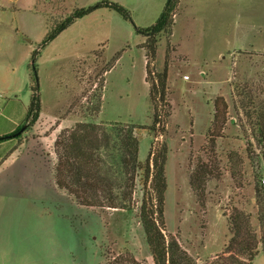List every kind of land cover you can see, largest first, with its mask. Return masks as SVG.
Instances as JSON below:
<instances>
[{"label":"rangeland","instance_id":"obj_1","mask_svg":"<svg viewBox=\"0 0 264 264\" xmlns=\"http://www.w3.org/2000/svg\"><path fill=\"white\" fill-rule=\"evenodd\" d=\"M102 1L120 4L131 20L99 9L42 48L74 10ZM166 3L0 0V138L14 121L17 130L7 136L27 126L37 87L42 104L31 129L0 145V264H154L137 209L78 205L56 186L53 166L56 141L79 122L104 125L108 133L115 123L152 125L148 61L138 47L145 39L137 28L154 25ZM174 20L171 43L161 36L153 63L155 73L164 70L166 58L169 67L166 132L157 141L169 151L167 229L179 234L196 264H225L221 256L233 209L251 212L254 223L258 214L254 174L264 159L255 166L257 158H248L247 147L257 111L264 107V0H180ZM118 53L114 67L105 72ZM220 98L228 107L216 131L215 101ZM216 133L212 157L206 146ZM152 141L149 131L140 133L142 160ZM199 161L212 167L200 196L191 186ZM257 263L264 264V257Z\"/></svg>","mask_w":264,"mask_h":264},{"label":"trees","instance_id":"obj_2","mask_svg":"<svg viewBox=\"0 0 264 264\" xmlns=\"http://www.w3.org/2000/svg\"><path fill=\"white\" fill-rule=\"evenodd\" d=\"M180 0H167L163 12L156 23L147 28H137V33L145 41L138 46L146 54L148 64L147 82L150 83V98L153 108V123L151 126L136 124L113 125L111 134L104 125L93 121L79 122L69 133L64 132V139L56 141L53 166L54 182L60 190H64L78 205L89 208L116 209L133 212L138 210V220L141 224L146 243L154 264H196L195 260L184 249L178 233L169 232L165 219V194L167 191L166 165L168 147L157 141L166 132L164 128L165 109L168 108L167 91L169 79L168 59L162 72H154L153 63L156 60L161 36L168 38L173 34L174 17L177 14ZM112 9L125 19H130L129 11L116 2L102 1L87 8L74 10L70 16L62 20L55 29L43 40L42 48L54 41L63 31L77 20L99 9ZM44 14H46L44 12ZM169 36V37H168ZM170 47V46H169ZM170 49L168 48V53ZM37 53H33V58ZM118 53L105 72L110 71L118 61ZM36 70V67H34ZM27 111V129H31L41 117V98L38 87L35 88ZM98 95L97 111H100ZM228 105L223 99L215 101L216 115L213 127L221 128V118L224 117ZM170 114H167L169 116ZM254 122L253 140L248 143L249 159L259 163L264 159V107L257 111ZM211 130V129H210ZM214 130V129H213ZM149 131L153 137L150 152L145 160L140 158V133ZM220 133V132H219ZM14 134V133H13ZM20 134L17 138H21ZM0 138V145L13 138ZM216 134H211L210 145L206 146L208 153L215 156ZM160 145V146H159ZM116 151V154L113 151ZM102 152L107 153V160ZM258 152V153H257ZM213 153V154H212ZM49 156V163L51 154ZM211 161H215L214 158ZM264 166H259L254 174L255 204L258 207L256 223L251 212L233 209L228 217L230 239L222 252L221 258L225 264H258L257 260L264 257ZM212 167L206 161H199L191 174V186L200 196L205 193L206 182L212 175Z\"/></svg>","mask_w":264,"mask_h":264},{"label":"crops","instance_id":"obj_3","mask_svg":"<svg viewBox=\"0 0 264 264\" xmlns=\"http://www.w3.org/2000/svg\"><path fill=\"white\" fill-rule=\"evenodd\" d=\"M17 126H18L17 121H14L13 124H12V128L10 129L11 131H9V133H7V134L10 135V134H13L14 132H16ZM7 134H4L3 136H7ZM0 160H1V158H0ZM1 162H4V160L3 161H0V163Z\"/></svg>","mask_w":264,"mask_h":264},{"label":"water","instance_id":"obj_4","mask_svg":"<svg viewBox=\"0 0 264 264\" xmlns=\"http://www.w3.org/2000/svg\"><path fill=\"white\" fill-rule=\"evenodd\" d=\"M27 42L31 43L32 41L30 39H27ZM28 125L25 126L20 132H18L16 135H14L13 137H18L20 134H22L26 129H27ZM12 136H8V138H10Z\"/></svg>","mask_w":264,"mask_h":264},{"label":"built area","instance_id":"obj_5","mask_svg":"<svg viewBox=\"0 0 264 264\" xmlns=\"http://www.w3.org/2000/svg\"><path fill=\"white\" fill-rule=\"evenodd\" d=\"M186 79H188V77H186Z\"/></svg>","mask_w":264,"mask_h":264}]
</instances>
